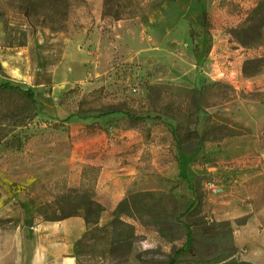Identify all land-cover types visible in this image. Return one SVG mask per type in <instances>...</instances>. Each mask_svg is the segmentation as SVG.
Instances as JSON below:
<instances>
[{"label":"rangeland","instance_id":"obj_1","mask_svg":"<svg viewBox=\"0 0 264 264\" xmlns=\"http://www.w3.org/2000/svg\"><path fill=\"white\" fill-rule=\"evenodd\" d=\"M261 1L0 0V84L34 89L37 101L0 99L5 125L26 122L0 145V264H18V239H31L27 233L45 218L43 209L50 207L46 217L58 204L67 213L83 212L80 195L65 190L68 159L92 145L88 137L99 127L144 133L148 172L130 192L167 193L171 212L190 206L188 183L162 175L180 172L177 130L185 149L182 173L200 184L205 219L227 221L246 207L264 212V69L243 75L248 62L264 58V37L243 48L232 36ZM203 12L208 29L201 26ZM85 21L88 37L74 39ZM46 77L50 86L37 85ZM117 109L143 121L117 114L93 127V120L75 118ZM210 117L211 125L247 135L212 134L203 144L188 138L202 135ZM103 209L90 218L85 242L75 250L78 264H168L184 243L179 233L168 242L135 218L124 219L133 230L114 244L113 233L123 227L109 228L115 210ZM238 220L230 221L233 230Z\"/></svg>","mask_w":264,"mask_h":264},{"label":"trees","instance_id":"obj_2","mask_svg":"<svg viewBox=\"0 0 264 264\" xmlns=\"http://www.w3.org/2000/svg\"><path fill=\"white\" fill-rule=\"evenodd\" d=\"M65 1L66 0H61ZM174 2L175 0H165ZM201 26L203 29H208L209 23L207 20V13L203 12L201 17ZM235 42L243 48H250L257 45L264 37V0L261 1L255 9L251 12L249 18L240 27L232 32ZM46 65L42 64L41 68ZM264 69V58L255 59L247 63L243 69V75L246 77H253ZM52 82L51 77H46L45 83L38 82L37 85L50 86ZM4 97H19L22 100L37 106L36 94L34 89H23L22 87L12 85L10 83L0 84V99ZM124 114L131 122H141L143 119L137 118L130 112L121 109L101 112L97 117L81 118L76 116L78 120L87 121L93 120L91 126L97 127L102 119ZM211 117L205 124V130L202 135L197 132L191 133L188 138H197L199 144L205 143L209 135L215 134V139H225L233 137H241L247 135V132H233L226 125H211ZM26 126V122L16 119L13 124L5 125L0 119V145L6 140L10 133L17 128ZM98 131H106L103 127H99ZM102 128V129H101ZM114 129V128H113ZM136 129V128H133ZM95 133V132H94ZM93 133V134H94ZM176 144L179 151V169L178 178L188 183L189 189L194 195V200L190 206L183 212L179 213L177 209L172 212L167 207V201L171 199V195L167 193L157 192H128L127 197L118 205L113 212V220L108 225L109 228H116L122 226L121 231H115L112 237V243H119L126 241L130 236V231L133 226L128 224L124 219H138L139 221L147 220L146 222L155 227L160 236L168 242L178 240L173 233H179L184 243L181 247L175 249L174 254L170 258L168 264H253L239 259V252L234 241V230L230 221H208L202 216L204 196L200 191V184H191L188 177L182 173L183 156L185 154L184 143L177 130L174 131ZM84 179L88 181L87 187L82 189L77 194L80 195L81 204L85 209L82 213H67L61 204H58L59 220H65L72 217L84 218L86 225L90 224V218L95 216L100 217L103 212V206L95 201V194L93 191L94 181L98 177V169L88 167L83 173ZM171 182V181H170ZM179 185L176 184L173 189ZM92 193V195H91ZM69 194V193H68ZM171 196V197H170ZM246 223L245 219L238 220V226H243ZM86 239L84 237L76 244V249L81 247ZM75 257L77 258L76 254Z\"/></svg>","mask_w":264,"mask_h":264},{"label":"crops","instance_id":"obj_3","mask_svg":"<svg viewBox=\"0 0 264 264\" xmlns=\"http://www.w3.org/2000/svg\"><path fill=\"white\" fill-rule=\"evenodd\" d=\"M94 14V19L101 18L99 10H95ZM85 24L74 39L88 37V21ZM70 47L66 51V58ZM220 64L216 62L215 66L221 70ZM83 132L78 131L76 134L82 135ZM96 138L101 140L98 145H95ZM88 139L94 140L92 145L85 149L76 148L68 159L70 172L65 190L67 193H78L86 188L88 181L84 179V171L88 167L97 168L98 177L93 185L95 201L113 211L127 197V193L133 190L136 182L145 179L149 145L140 129H111L110 132L102 130L90 135ZM179 173L164 170L162 175L174 179ZM18 198L26 205L28 199L25 193L18 195ZM49 209V206L43 209L41 217L45 218L27 233L31 239H18V264H78L75 250L76 244L87 232L84 218L59 220L58 208L52 209L54 216L46 217ZM243 218H246V223L234 228L235 245L243 261L264 264V212L240 208L233 218L225 220L234 223Z\"/></svg>","mask_w":264,"mask_h":264},{"label":"water","instance_id":"obj_4","mask_svg":"<svg viewBox=\"0 0 264 264\" xmlns=\"http://www.w3.org/2000/svg\"><path fill=\"white\" fill-rule=\"evenodd\" d=\"M27 226H28V227H31V223H28Z\"/></svg>","mask_w":264,"mask_h":264}]
</instances>
